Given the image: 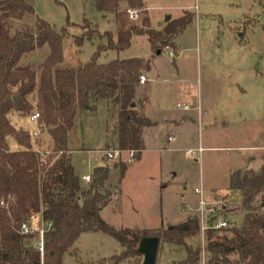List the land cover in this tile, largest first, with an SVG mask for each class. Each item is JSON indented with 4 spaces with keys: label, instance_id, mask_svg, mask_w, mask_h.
Segmentation results:
<instances>
[{
    "label": "rangeland",
    "instance_id": "obj_1",
    "mask_svg": "<svg viewBox=\"0 0 264 264\" xmlns=\"http://www.w3.org/2000/svg\"><path fill=\"white\" fill-rule=\"evenodd\" d=\"M142 3L141 11L133 10L137 18H128L138 27L145 17L149 28L157 32L184 15L191 19L174 39L172 48L153 51L146 36H133L126 50L102 53L97 63L139 59L147 64L149 70L142 75L148 82L142 90L143 93L149 90V103L154 108L166 105L175 116L185 114L175 110L177 103L188 105L193 124L185 127L176 143L171 144L172 149H179L177 152L143 153L140 161L135 159L120 176L116 166L119 163L105 157L107 150L117 148L110 135L115 112L104 103L92 105L93 110L78 116L75 132L69 136L74 174L91 177L95 168H109L105 188L110 190L111 198L103 217L115 230L129 229L154 236V231L197 216L198 197L193 190L200 186L204 201L221 200L215 215L239 227L245 212L240 193L228 190L229 173L257 171L264 166V0H142ZM29 4L34 15H25L20 21L8 20L6 24L12 33L33 26L37 19L56 30L66 28L60 67L77 68L89 62L98 46L105 43L85 40L77 47L74 38L94 31L100 35L115 34L113 16L103 18L94 9L92 0H30ZM119 10L126 13L127 9L119 5ZM47 55L48 49L44 47L24 56L19 65H29L39 73ZM152 117H159L158 112ZM9 120L16 129L31 135L32 148L39 156H48L49 136L39 129L37 122H30L28 116L10 115ZM167 133H162V139ZM8 140L12 151L19 148L12 138ZM146 147L155 146L149 143ZM199 148L203 150L199 152ZM188 150H193V154L187 155ZM81 184L86 187L89 183ZM258 202L259 198L255 205ZM186 244L199 248L198 264L207 263L200 230ZM73 249L76 253L65 258L66 264H113L123 250L115 240L99 232L81 234ZM184 258L181 248L160 242L155 264H178ZM142 261L141 255L131 254L119 264H142Z\"/></svg>",
    "mask_w": 264,
    "mask_h": 264
},
{
    "label": "trees",
    "instance_id": "obj_2",
    "mask_svg": "<svg viewBox=\"0 0 264 264\" xmlns=\"http://www.w3.org/2000/svg\"><path fill=\"white\" fill-rule=\"evenodd\" d=\"M29 1H0V264H66L65 258L76 253L73 245L79 236L97 232L111 237L123 249L113 262L119 264L131 254H139L138 245L147 232L115 230L101 219L100 211L111 198L110 190L105 188L109 168H95L91 182L82 186L70 164L69 136L75 132L81 113L104 103L115 112L110 135L117 149L140 150L142 131L152 123L137 109L135 89L148 65L139 59L98 64L97 58L108 51L126 50L133 36H146L153 51L172 48L191 17L184 15L157 32L149 28L147 18L138 27L119 10L124 3L127 10L141 11L142 0H92L94 9L103 17L113 16L115 34L100 35L94 31L93 35L86 33L74 38L77 47L85 40L105 43L98 46L89 62L77 68H64L60 65L66 28L56 30L40 19L13 33L7 26L8 20L20 21L25 15H34ZM44 47L48 55L39 73L29 65H19L24 56ZM33 113L38 114V127L49 136L50 152L44 158L33 150L30 134L15 129L9 120L12 114L26 117ZM8 138L15 141L18 151L9 150ZM116 166L121 176L126 166ZM228 190L240 193L245 214L239 227L205 233L206 264H264V212H259L264 209V167L229 173ZM34 214H39L45 228L42 254L36 247L37 235L20 231ZM154 234L148 237L184 251L185 258L178 264H198L199 248L186 244V240L199 235L196 217Z\"/></svg>",
    "mask_w": 264,
    "mask_h": 264
},
{
    "label": "built area",
    "instance_id": "obj_3",
    "mask_svg": "<svg viewBox=\"0 0 264 264\" xmlns=\"http://www.w3.org/2000/svg\"><path fill=\"white\" fill-rule=\"evenodd\" d=\"M126 14L130 20H135L137 18L135 12L133 10H126ZM145 78L143 76L139 77V83L143 84L145 82ZM176 110L182 112H189L191 110L190 106L188 105H179L175 106ZM30 122H37L38 114L33 113L32 115L28 116ZM170 141V139H168ZM198 151H202L201 148ZM193 150H188L186 153L187 155H192ZM138 155L137 150H119V149H109L106 151L105 157L108 161H115L116 163H122L125 166L130 165L133 161H135ZM44 158V157H42ZM81 182L87 184L91 182L90 175H85L80 178ZM193 193L198 197V207L195 209V213L197 216H194L198 219L199 222V230L200 235L202 237V242L205 239V233L208 230H223L234 225L230 223L228 219L225 217H218L215 215V208L217 205H220L221 200H212L211 202L204 201V192L202 187L195 188ZM2 205V203H0ZM22 234H32L35 233L37 235V243L36 247L40 254L43 251V234L45 232V228L42 225L41 219L39 214H34L30 218L28 225H23L21 227Z\"/></svg>",
    "mask_w": 264,
    "mask_h": 264
},
{
    "label": "crops",
    "instance_id": "obj_4",
    "mask_svg": "<svg viewBox=\"0 0 264 264\" xmlns=\"http://www.w3.org/2000/svg\"><path fill=\"white\" fill-rule=\"evenodd\" d=\"M120 6L125 7L126 5L124 3H121ZM103 18H106V17H103ZM144 72H145L144 74H146V71H144ZM142 73H141V76H143ZM147 82H148V79L143 84H140L138 82V84L136 86V89H135V105H136L137 109H139L141 111V113L144 115V117L146 119H148L152 123V126L144 128L143 131H142V147H141L140 150H137L138 151V155L136 157V160H138V162L140 161L141 154L147 153V152H150V151L158 152V153H161L163 151H165L167 153L177 152L179 149H172L171 148V144L176 143V141L178 140L179 136L186 129L185 127L190 126V125L193 124L192 123V117L189 116L190 112H183L185 114H182V115H179V116H175L172 113H169L168 106H166V105H162L161 107H155L154 108L149 103V100H148V91L149 90H147V93H143V90H142V87H145V85H147ZM142 94H145V96L141 97ZM133 107H134V105H133ZM175 110H176V108H175ZM154 112H158V116L159 117H156L154 119V117H152V114ZM11 116L12 117L13 116L19 117L16 114H12ZM163 132H166V133L169 132V133H167L165 139H162V133ZM147 134H151V135L149 137H147L146 136ZM150 138H152V140ZM168 139H170V141ZM7 141H8L9 150L11 152H15V151L19 150V148H18L17 150L12 151L11 148H10L11 146L9 145V140H7ZM149 143L154 144L155 147L153 149H147L146 145H149ZM254 148H258V147H253V149ZM262 148H264V147H262ZM83 176H85V175H83ZM81 177H78V178H81ZM109 206H110V202L108 203V205L106 207H104L100 211V217L105 222H106V220L103 217V213H104L105 210H107L109 208Z\"/></svg>",
    "mask_w": 264,
    "mask_h": 264
},
{
    "label": "water",
    "instance_id": "obj_5",
    "mask_svg": "<svg viewBox=\"0 0 264 264\" xmlns=\"http://www.w3.org/2000/svg\"><path fill=\"white\" fill-rule=\"evenodd\" d=\"M169 19L167 17L166 21ZM158 244L159 240L156 237H144L140 240L137 251L143 257L142 264H155Z\"/></svg>",
    "mask_w": 264,
    "mask_h": 264
}]
</instances>
